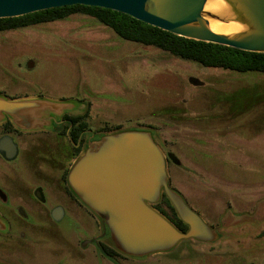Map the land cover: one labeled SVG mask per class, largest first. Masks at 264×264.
<instances>
[{"label": "rangeland", "instance_id": "rangeland-1", "mask_svg": "<svg viewBox=\"0 0 264 264\" xmlns=\"http://www.w3.org/2000/svg\"><path fill=\"white\" fill-rule=\"evenodd\" d=\"M0 95L90 104L93 131L161 130L180 163L167 168L171 186L220 237L183 240L169 252L118 264H264L263 74L204 68L123 41L92 18L71 16L0 32ZM163 108L170 118L177 111L183 117L155 120ZM31 136L15 160L0 159V181L5 171L24 173L25 164L67 160L65 152L42 146L41 133ZM56 205L66 213L63 220L43 217L39 233L28 232L14 247L20 252L9 250L8 258L15 264H115L82 231L97 233L98 218L52 197L46 208Z\"/></svg>", "mask_w": 264, "mask_h": 264}, {"label": "water", "instance_id": "water-1", "mask_svg": "<svg viewBox=\"0 0 264 264\" xmlns=\"http://www.w3.org/2000/svg\"><path fill=\"white\" fill-rule=\"evenodd\" d=\"M74 5L119 12L185 39L264 54V0H0V19ZM210 21L238 30L217 34L209 28ZM189 82L201 86L198 80ZM76 106L74 101L10 100L0 95V124L8 118L23 130L44 129ZM0 154L7 161L16 157L11 138L0 140ZM167 158L179 165L174 154ZM168 180L166 156L150 132L142 130L107 133L79 155L67 176L74 195L107 227L112 247L136 258L169 252L183 240L218 239L216 229L187 206ZM162 193L187 226L185 233L152 207ZM61 215L60 210L53 220L60 221ZM3 227L0 220V230Z\"/></svg>", "mask_w": 264, "mask_h": 264}, {"label": "flooded vegetation", "instance_id": "flooded-vegetation-1", "mask_svg": "<svg viewBox=\"0 0 264 264\" xmlns=\"http://www.w3.org/2000/svg\"><path fill=\"white\" fill-rule=\"evenodd\" d=\"M88 106L90 107V104H88ZM86 107L87 105H84V111L86 110ZM77 108L78 107L76 106L75 109ZM75 109L72 111L74 114L64 113L59 117H55V120L44 129L30 131L23 130L15 127L8 118L0 124V140L9 137L17 148V155L13 160L21 154L23 149L29 147V142L32 140L31 135L35 133H41L43 135V141L41 142L42 146L47 145L49 148H54L58 152H65L68 154V158L64 163H30L22 165V167L24 166L22 168L24 173H19L18 171L16 173L12 171L8 172L10 173L8 174L6 171L3 172L1 177V179H3L0 181V220L4 224V227L0 230V238H4V241H0V264H15L8 258L9 255L6 254V252L14 250L15 253H19V250H15L16 243L24 242V240L28 238V232L33 231L39 233L42 229L41 224L43 223H41V219L43 217L48 216L54 223L63 220L66 213H64L65 211L57 205L52 209L47 210L46 206L50 197L62 201L64 205L69 206V210L74 206H77L84 208L88 216L90 214L92 215L91 211L84 206L71 191L68 185L67 176L71 166L79 155L88 149L93 143L100 140L101 137L106 135L107 131L102 127L94 131L91 130L90 117H87L85 120L86 126H82L81 121H72L71 118L83 114H78L79 110L75 111ZM166 110L167 109L165 108L160 110L159 115L154 116L155 120L162 118L169 122L170 120H175L177 118L176 116H180V118L183 117L181 111H177L176 115L173 116V118H170L166 114ZM142 131L150 132L153 141L166 156V167L168 168L170 164L175 165L167 158V154L172 152L166 145L161 130L154 126H150L147 129L142 127ZM0 159L5 162H10L5 160L1 154ZM168 186L175 190L171 186L169 180ZM181 197L183 198L182 195ZM60 210L62 214L60 221H54L52 217L53 214L57 216ZM12 216L20 220V223L15 224L12 222L9 219V217ZM215 229L219 238V231L217 228ZM82 231L88 238L87 240L89 243L94 244L98 250L101 245L108 244L105 240H109V231L107 227L101 223L95 234H90V232L86 231L84 227L82 228ZM23 249H25L24 256L26 253L29 254V251H27L28 249ZM120 260L123 259H117V264Z\"/></svg>", "mask_w": 264, "mask_h": 264}, {"label": "trees", "instance_id": "trees-1", "mask_svg": "<svg viewBox=\"0 0 264 264\" xmlns=\"http://www.w3.org/2000/svg\"><path fill=\"white\" fill-rule=\"evenodd\" d=\"M71 16L92 18L105 28L110 29L123 41L153 47L204 68L221 69L239 74L256 73L264 75V54L262 53L245 52L217 44L185 39L142 23L125 14L98 7L64 6L17 18L0 19V32L16 31L61 21ZM85 109L83 114L71 118V120L74 122L81 121L82 126H86L85 120L88 117L89 106L87 105ZM111 132H118V130L107 131V133ZM152 207L177 230L182 233L186 232L187 226L177 217L165 194L162 193L159 201ZM99 252L115 264H117V259L127 257L117 252L110 242L107 245H101Z\"/></svg>", "mask_w": 264, "mask_h": 264}, {"label": "bare ground", "instance_id": "bare-ground-1", "mask_svg": "<svg viewBox=\"0 0 264 264\" xmlns=\"http://www.w3.org/2000/svg\"><path fill=\"white\" fill-rule=\"evenodd\" d=\"M209 28L217 34H231L238 30V28L234 25L221 24L215 21L209 22Z\"/></svg>", "mask_w": 264, "mask_h": 264}, {"label": "crops", "instance_id": "crops-1", "mask_svg": "<svg viewBox=\"0 0 264 264\" xmlns=\"http://www.w3.org/2000/svg\"><path fill=\"white\" fill-rule=\"evenodd\" d=\"M68 101H74V100H68ZM79 104H80V105H79ZM79 104H78V106H79L81 109H84V106H83L84 104H81V103H79ZM81 109H80V110H81ZM82 111H83V110H82ZM82 111H80V113H78V114L83 113ZM233 203H234V208H237V201H236V202L233 201Z\"/></svg>", "mask_w": 264, "mask_h": 264}]
</instances>
